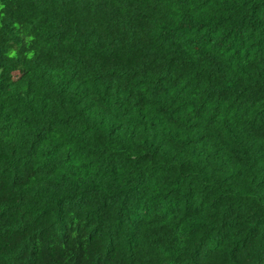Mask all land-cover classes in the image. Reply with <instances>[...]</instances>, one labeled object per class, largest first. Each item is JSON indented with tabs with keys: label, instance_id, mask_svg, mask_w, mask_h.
Returning <instances> with one entry per match:
<instances>
[{
	"label": "trees",
	"instance_id": "16d2710c",
	"mask_svg": "<svg viewBox=\"0 0 264 264\" xmlns=\"http://www.w3.org/2000/svg\"><path fill=\"white\" fill-rule=\"evenodd\" d=\"M148 2L149 0H0V114L3 113L6 105L11 107L12 102L22 103L21 86L23 85V96L28 100L24 111L29 112V115L23 118L22 124L30 128L34 123H38L35 119L36 113L31 111L35 104L34 85L28 76L41 63L49 66L54 62L50 54H45L43 50L37 51L36 41L33 39L45 28L51 30L49 19L56 22L57 30L54 35L48 37V41L50 42L52 39L56 41L53 51L57 53L56 59L59 60L57 67L72 61L70 67L73 71L70 79L78 81V86L84 88L77 103L87 99L89 95L84 87L88 83L85 77L92 75L93 83L108 81L102 98L103 102L107 104L109 93L112 91L111 82L114 78L117 80L116 95L118 97L121 89L127 91L132 81L137 76L147 75L150 70H153V65H156V69L166 67L168 74L155 81L151 94L153 96L166 94L168 90L164 87L166 83L170 87H175L183 75L196 65L189 63L191 58H185L186 54L179 45L175 46L173 52L168 53L164 51L163 44H156V41L149 35L151 17L144 14L147 11L146 8L137 11L136 16L128 22V32L132 34L133 39L130 45H125L128 37L124 33L123 27L127 18L124 7L132 9L134 5H147ZM152 2L156 3L157 0H152ZM175 2L184 5H197L195 9L188 7L182 9V19L188 20V23H182L177 31L192 32L195 29L199 36L201 31L208 29L206 43H211V37L216 32L221 29L225 30V36L215 46L217 49L223 47L224 42L229 38H231L232 44L229 45L226 52L231 51L237 42L242 48L246 42L244 40L245 31L251 30L249 39L254 38L257 30L260 31L262 37L256 44L249 46V50L245 52L243 58L240 57L239 50L234 54L236 67L239 68L241 59L248 62L245 67L239 68L241 76H237L232 71L233 58L230 57L228 63L225 64L210 53H205L204 59L215 68V72L202 71L196 76V87H199L201 77L209 81L211 90L206 98L207 102L215 100L217 106L227 104L226 113L235 108L236 115L233 117L232 131L236 132L239 138L238 146L231 147V151L226 153V158L221 160L218 166H214L213 160L220 158L221 146L229 147V145L221 139L219 131L211 128V122L215 120V116H213L210 118L209 126L204 128L203 134L196 140L197 144L206 146L202 150V154L207 151L209 144L212 146L213 152L204 155L203 160H197L195 166L190 161H182L178 165L169 167L167 170H163L159 178L156 179L158 185L176 184V189L169 191L163 196V199L167 200L174 196L177 205L181 199L179 189L184 187L182 181L187 182V191L183 197V219L199 215V209L192 207L193 197L199 191L194 188L197 177H202L207 170L211 169V176L208 179L214 181L215 189L219 190L225 186V193L218 197L212 205V209L217 214L219 207H225L219 226L209 229L206 225H201L198 229H191L189 233L191 236H195L197 231L201 234L199 239L193 243L191 251L184 257L189 261V264H217L213 252L208 249V243L213 235L219 242H223L233 231L242 230L248 228V225H252L244 241L245 247L256 244L258 239L264 242V178L260 176L264 169L253 172L257 164L264 161V144L257 150L258 156L253 151L254 143L249 144V141L253 140L264 141V109L257 111L251 122L242 123L239 118L241 109H243V115L247 116L248 111L255 109L258 104L264 103V71L260 70L264 68V21L259 18L261 9L264 8V0H244L242 8L236 7L237 0H175ZM210 3L218 5V7L208 10L207 21L193 22L191 17L194 12H202ZM248 3L252 4L251 9L243 11L244 8H247ZM37 5L40 6L39 9ZM44 5H48V7L45 8ZM155 11L156 9L153 8L152 12ZM234 17H239V20H235ZM174 35V32L164 33L158 39L167 43L168 40L174 38ZM93 36H95V42L92 41ZM117 41L119 46H116ZM89 44L92 46L89 47ZM154 44L156 45L155 50L148 52L147 50L152 49ZM252 48L256 49L257 56L249 61ZM196 51L199 52L200 49H196ZM157 61L163 63H157ZM134 68L138 70L134 71ZM110 69L114 70L109 73ZM117 72L122 74L118 76ZM173 72L176 73L175 79L171 78ZM245 73L248 74L246 80L242 78ZM229 76L235 78L231 84L228 83ZM13 93L15 94L13 95ZM62 95L63 89L59 96ZM5 97L7 100L4 99ZM131 97L132 93L129 92L128 99L124 103H128ZM97 102H101V100L98 99ZM116 103L118 110L110 122L109 141L123 127V124L120 123L121 113L119 111L123 104L119 99ZM148 103L143 94L136 95V103L133 107L137 109V115L140 116L141 121L146 119L144 109ZM175 103L176 101L173 100L171 104L162 105L158 111L168 114L169 122L176 124L179 128L183 127V124L172 119L180 111L179 108L173 107ZM63 104L64 101L61 100L62 110ZM45 107L47 105L40 109V115L44 114ZM91 107V105H86L84 109L76 113V116L83 117L84 112L90 111ZM20 111L17 107H11L9 115L17 116ZM204 111L205 103H200L193 109L197 119H202ZM214 111L218 113L219 107ZM122 115L127 116L128 111L125 110ZM57 118L58 114L54 111L48 113L44 127L36 135L29 152L17 159L13 165L0 164V205H8L5 211L0 212V257L6 255L10 250H14L17 245H21L23 242L20 253L14 259L13 264H125L121 252L120 230L126 223L129 237L135 238L143 224L138 218H134L137 216L136 210L139 208L140 202L148 195V184L152 182V177H149L145 182L143 172H140L135 186L127 191L114 192L112 185L109 184L103 188V191L98 190L96 185H90L79 193H74L71 199H75L78 194L81 206L90 204L96 206V212L92 218L82 219L77 214L73 219L70 209L64 206L62 199L51 211L45 210L35 216L31 222H25L18 233L11 231V227L16 223V213L19 211L13 206L24 204L27 199L24 189L30 190L31 178L35 175L33 163L35 150L46 139L44 133L51 132ZM74 118L69 117L62 123L67 126ZM128 123L131 124L132 121L129 120ZM223 123L225 127L228 126L227 119ZM150 127L154 129L155 123H151ZM192 127H199V124ZM240 127L244 129L243 132L237 131ZM5 131V128H0V161H3L6 155L2 142ZM176 139H179L178 135ZM216 141H220V143L217 144ZM97 142L102 143V137L97 136L94 140L86 142L83 147L69 150V153L65 154L64 162H69L81 152H84L85 159L94 155L93 151L86 149L89 144L95 148ZM168 142L172 143L171 138ZM190 144L191 141L175 145L176 155L173 159L180 157L182 150ZM63 146L54 148L53 152ZM8 147L9 158L14 157L16 155L14 146L9 145ZM159 152V145L150 153L145 152L142 157L137 159V168L144 161L155 163ZM118 158V154L115 153L110 154L108 158V167L111 168L113 175H115V167L112 162ZM60 166H62L61 163L54 162L51 166L52 171ZM236 166L239 168L232 175L225 176L230 167L236 168ZM81 167L87 176L92 165H82ZM244 168H247L248 171L245 172ZM249 174H251L254 189L247 187L245 177ZM200 182L206 185L203 204L214 193L208 191L206 180L201 179ZM241 192H246V194L241 195ZM158 199L159 197L152 198L151 210L153 212L158 208L156 203ZM118 200L120 206L115 210L114 217V206ZM24 215L26 214L21 215V220L24 219ZM145 215H147V205ZM209 218L213 219L215 223V217L212 214L209 215ZM113 219L118 221L117 231L112 233L109 227L107 230L108 243L105 247L104 226L106 224L110 226ZM158 219L162 218L154 216L150 223H155ZM93 223L96 227L92 231H88L89 226ZM159 231L163 237H169L172 234L166 228H161ZM150 234L156 235L155 231ZM155 242L163 244L164 239ZM236 255L237 250L233 249V260L236 259ZM0 264H4V262L0 261ZM130 264H141L138 253H134L130 258Z\"/></svg>",
	"mask_w": 264,
	"mask_h": 264
},
{
	"label": "clouds",
	"instance_id": "9594fccd",
	"mask_svg": "<svg viewBox=\"0 0 264 264\" xmlns=\"http://www.w3.org/2000/svg\"><path fill=\"white\" fill-rule=\"evenodd\" d=\"M243 3L244 0H237L236 7L242 8ZM44 7L47 8L48 5H44ZM185 7L195 9L197 5H184L176 3L175 0H157L156 3L149 0L147 5H134L132 9H128L126 6L124 7V12L127 13V18L123 26L124 33L128 37L125 41L126 46L130 45L133 39L132 34L128 32V22L136 16L137 11L146 8L147 11L144 14L151 17L149 21L151 27L149 35L156 41V44H163L164 51L168 53L173 52L175 46L179 45L181 50L186 54L185 58H191L189 63L196 65L195 67H191L183 75L175 87H170L166 83L164 87L168 89L167 93H162L158 96L151 94L152 87L157 79L167 76L168 73L166 67L156 69V65H153V70H150L147 75L137 76L127 91L121 89L118 97L116 95L117 80L114 78L111 82L112 91L109 93L107 104L103 102L102 98L104 97L105 87L108 81L105 80L103 83L97 81L93 83L92 75L85 77L88 83L84 87L89 92V95L87 99L77 103L84 88L78 86V81L70 79L73 71L70 65L73 62L68 61L67 64L57 67L59 60L56 59L57 53L53 51L56 41L55 39H52L50 42L48 41V37L54 35L57 30L56 22L49 19L51 30L45 28L36 37H33L36 41L37 51L43 50L45 54H50L54 62L49 66L41 63L28 76V79L34 85L35 104L31 111L36 113L35 119L38 123H34L30 128L22 124L23 118L29 115V112L24 111L28 100L24 99L23 85L21 86L22 103L16 104L12 102L11 104V107H17L21 110L19 115L10 116L11 107L7 105L4 107L3 113L0 114V128L6 129L3 133L2 141L6 155L4 160L0 161V164L4 166L13 165L17 159L29 152V148L36 135L44 127L48 113L54 111L58 114V118L55 120L51 132L44 133L46 139L35 150L33 157L35 175L31 178L30 190L28 188L24 189L27 197L24 204H16L13 206L19 209V211L16 213V223L11 227L12 232L18 233L25 222H31L35 216L45 210L51 211L55 208L56 203L62 199L64 200V206L70 209V215L73 219L76 218L77 214L82 219L85 217L92 218L96 212V206L91 204L81 206L79 204L80 197L78 194L75 199H71L74 193H79L90 185H96L98 186V190L103 191V188L109 184L112 185L114 192L127 191L129 188L135 186L140 172H143L145 182L148 181L149 177H152V182L148 184V195L140 202V206L136 210L137 216L134 217L143 222L139 233L135 238H130L126 223L120 230L121 252L124 256L125 264H130V258L134 253L139 254L141 264H189V261L184 257L191 251L193 243L199 239L201 234L197 231L195 236H191L189 234L190 230L193 228L198 229L201 225H206L209 229L219 226V221L225 212V207H219L217 214L212 209V205L217 201L218 197H221L225 193V186H222L219 190L215 189L214 181L208 179L211 176V169L207 170L202 177H197V183L194 185V188L199 191L193 197L192 207L193 209H199V215H194L189 219H183V197L187 191V182L182 181L184 187L179 189L181 199L179 205H177L174 196L169 197L167 200L163 199V196L169 191L176 189V184L171 183L170 186L164 184L158 185L156 179L159 178L163 170H167L169 167L178 165L182 161H190L195 166L197 160H203L204 155L213 152V148L209 144L207 145V151L202 154V150L206 146L196 143L197 138L203 134L204 128L209 126L210 118L213 116H215V120L211 122V128L219 131L221 133V139L229 145V147L221 146L220 158L213 160L214 166H218L221 160L226 158V153L231 151V147L238 146L239 138L236 132L232 131L234 127L233 117L236 115L235 108L226 113V109L228 108L227 104L217 106L215 100L207 102L206 98L211 90L209 88V81L201 77L199 87H196V76L197 73L202 71L208 73L215 72V68L204 59L205 53L214 55L218 61H222L225 64L228 63L230 57L233 58L232 71L237 76H241L239 68L245 67L248 62L241 59L239 68L236 67L234 54L239 50V55L243 58L245 52L249 50V46L256 44L262 37L260 31L257 30L254 38L249 39L251 30L245 31L244 40L246 42L242 48L239 42H237L231 48V51L226 52V49L232 44V40L229 38L224 42L223 47L217 49L215 47L217 42L222 40L226 34L224 29L216 32L211 37V43H206L208 29L201 31L199 36H197L195 29L192 32L177 31L182 23H188V20L182 19V9ZM216 7L218 5L210 3L202 12H194L191 17L192 21L197 23L201 20L207 21L208 10ZM251 7L252 4L248 3L247 8H244L243 11H248ZM37 8L39 9L40 6L37 5ZM153 8L156 9L154 13L152 12ZM259 18L264 21V8L261 9ZM234 19L239 20V17H234ZM169 32H174L175 35L167 43L162 39H158L162 34ZM92 41L95 42V36L92 37ZM91 46L89 44V47ZM116 46H119L118 41L116 42ZM155 46L154 44L153 48L147 51H154ZM196 49H200V51L197 52ZM256 56L257 51L255 48H252L249 61ZM157 63L163 62L157 61ZM113 70L110 69L109 73ZM133 70L136 71L138 69L134 68ZM260 70L264 71V68ZM121 74L117 72L118 76ZM247 75V73L243 74L242 78L246 80ZM175 76L176 73L173 72L171 78L175 79ZM234 79V77L229 76L228 83L231 84ZM62 89L63 95L59 96ZM129 92L132 93V97L125 104L124 101L128 99ZM138 93L143 94L145 100L149 102L144 109L146 119L143 121L137 115V109L133 107L136 103V95ZM58 96L59 98H57ZM4 99L7 100V97ZM98 99L101 102H97ZM117 99L123 104V107L119 108L121 113L120 123L123 124V127L109 141L108 131L110 122H112V117L118 110ZM61 100L64 101L63 110L61 109ZM173 100L176 101L173 107L179 108L180 111L172 119L178 121L179 124H183V127L178 128L176 124L170 123L168 114H163L158 111L162 105L171 104ZM200 103H205V111L202 114V119H197L194 116L193 109L194 107H198ZM44 105H47V107L44 108V114L40 115V109ZM86 105H91V110L85 111L83 117H77L76 113L84 109ZM217 107H219L218 113L214 111ZM262 109H264V103L258 104L255 109L248 111L247 116L243 115V109H241L239 118L242 123L251 122L254 114ZM125 110L128 111L127 116L122 115ZM101 113H103V116H101ZM69 117L75 118L71 119L70 123L66 126L62 121ZM225 119L228 121L227 127L223 123ZM101 120H103V123H101ZM129 120L132 121L131 124L128 123ZM153 122L156 125L154 129L150 127V124ZM197 124H199V127H192ZM237 131L243 132L244 129L240 127ZM177 135L179 139H176ZM97 136L102 137L103 142H97L95 148L89 144L88 149H86L93 151L95 153L94 155L85 159L84 152H81L69 162H64L65 154L69 153V150L75 149L76 147H83L86 142L94 140ZM169 138H171L172 143L168 142ZM188 141H191V144L182 150L180 157L173 159L176 155L174 146ZM216 143L219 144L220 141H216ZM253 143V151L258 156L259 152L257 150L264 144V141H249L250 145ZM9 145L14 146L16 153L11 158H9ZM60 145L64 146L59 147L58 151L53 152V149ZM157 145L160 146V152L156 162L144 161L137 168V159L142 157L145 152L150 153ZM113 153L118 154L119 157L112 162L115 167V175H113L111 168L108 167L109 155ZM54 162H59L62 166L52 171L51 166ZM88 164H91L92 167L88 170V175L85 176L84 169L81 166ZM237 168L239 166H236V168L230 167L225 173V176L232 175ZM261 169H264V161L258 163L256 169H253V172ZM244 171L247 172L248 169L244 168ZM193 175H196L195 172ZM260 176L264 178V171L260 173ZM201 179L206 180L208 191L214 193L203 204L202 200L206 185L200 182ZM220 179H223V177H220ZM245 179L247 180V187L254 189L255 186L251 182V174L246 176ZM16 191L18 192L19 190ZM240 194L245 195L246 192H241ZM153 197H159L156 201L158 208L155 212L151 210ZM146 205L147 215H145ZM119 206L120 201L118 200L114 206V217L115 210L119 209ZM7 208L8 205H0V212L5 211ZM22 214H26L23 220L20 218ZM210 214L215 217V223L213 219L209 218ZM154 216L162 219H158L155 223H150ZM182 220L183 222H181ZM117 224L118 221L113 219L110 226L108 224L104 226L106 233L104 239L105 247H107L108 243L107 230L110 227L111 232L115 233L117 231ZM95 227L96 225L94 223L91 224L88 231H92ZM251 227L252 225H248V228L233 231L223 242H219L215 235H213L208 243V249L213 252L214 257L217 259V264H264V242L258 239L256 244H251L247 247L244 245L248 230ZM161 228L169 230L172 233L171 236L163 237L159 231ZM153 231H155L156 235L150 234ZM159 239H164V243L159 244L155 242ZM22 243L21 245H17L14 250H10L6 255L0 257V261L4 262V264H13L14 259L20 253ZM233 249L237 250L235 260L232 258Z\"/></svg>",
	"mask_w": 264,
	"mask_h": 264
}]
</instances>
